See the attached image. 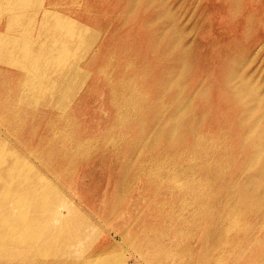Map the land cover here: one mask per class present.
Masks as SVG:
<instances>
[{
  "label": "rangeland",
  "instance_id": "374dc122",
  "mask_svg": "<svg viewBox=\"0 0 264 264\" xmlns=\"http://www.w3.org/2000/svg\"><path fill=\"white\" fill-rule=\"evenodd\" d=\"M0 3V264H264V0Z\"/></svg>",
  "mask_w": 264,
  "mask_h": 264
},
{
  "label": "bare ground",
  "instance_id": "6f19581e",
  "mask_svg": "<svg viewBox=\"0 0 264 264\" xmlns=\"http://www.w3.org/2000/svg\"><path fill=\"white\" fill-rule=\"evenodd\" d=\"M26 2V1H25ZM129 2V1H128ZM145 6V5H144ZM10 7V6H9ZM0 8L2 9L3 8V6L1 5V3H0ZM129 8V7H128ZM133 8H135V7H133ZM3 11V10H2ZM128 11V10H127ZM132 12V11H131ZM2 14V13H1ZM163 14V13H162ZM156 16V15H155ZM162 16H164V15H162ZM127 17V16H126ZM157 17H158V15H157ZM161 17V16H160ZM157 21H159V20H157ZM154 22V21H153ZM66 23V22H65ZM149 23V22H148ZM147 23V24H148ZM151 24V23H150ZM153 24V23H152ZM148 28V27H147ZM97 32V31H96ZM64 33H65V36L63 35L62 36V38L60 39V38H55V39H52L51 40V42L53 43V44H55V41L56 40H63V43H65V42H67V39H65V38H67L68 36H70L69 35V33L67 32V31H64ZM99 33V32H98ZM161 34V33H160ZM154 36V35H153ZM156 36V35H155ZM163 36V35H162ZM90 38H91V36H90ZM152 38V37H151ZM150 38V39H151ZM159 40V39H158ZM155 41V40H154ZM157 41V40H156ZM86 42V41H85ZM8 43H10V45H7L6 46V44L4 45V46H0L1 47V49H0V56L1 55H5V56H7V59L8 60H10L11 62L13 61V58L14 57H16V58H14V59H18V58H21L22 56H21V53H26V52H24V50L21 52V51H19V48H17L18 47V45H13V44H18L19 42L18 41H16V40H14V39H12V37H11V39H9L8 40ZM90 43V42H89ZM159 43V42H158ZM157 44V43H156ZM155 44V45H156ZM63 45V44H62ZM64 46V45H63ZM62 46V47H63ZM93 46V45H92ZM153 45H151V47H152ZM59 49H61L60 47H58ZM89 48V47H88ZM87 48V49H88ZM95 48V47H94ZM148 48V47H147ZM157 48V47H156ZM91 54V53H90ZM152 54V53H151ZM25 57L27 56V55H24ZM182 57V56H181ZM180 57V58H181ZM29 58V57H28ZM62 57H60V56H58V58H57V62L61 59ZM179 58V59H180ZM7 61V60H6ZM9 61V62H10ZM24 61V60H23ZM26 62V61H25ZM86 62V61H85ZM183 62V61H182ZM13 63V62H12ZM181 63V62H180ZM187 63V62H186ZM10 64V63H9ZM32 64V63H31ZM155 64V63H154ZM185 64V63H184ZM8 65V64H7ZM16 65V64H15ZM33 66V65H32ZM183 66V65H182ZM28 67V66H27ZM184 67V66H183ZM33 68V67H32ZM177 68H178V66H177ZM187 68V67H186ZM185 68V69H186ZM29 69V68H28ZM188 69V68H187ZM186 69V70H187ZM106 70V69H105ZM169 70V69H168ZM167 70V71H168ZM86 71V70H85ZM160 71V70H159ZM182 71V70H181ZM79 72V71H78ZM183 72V71H182ZM230 72V71H229ZM28 73V72H27ZM146 73V72H145ZM233 73V72H232ZM30 74V73H29ZM182 74V73H181ZM108 75H110V74H108ZM140 76V75H139ZM169 76V75H168ZM228 76V75H227ZM107 77V76H106ZM230 77V76H229ZM166 78V77H165ZM131 79V78H130ZM174 79V78H173ZM229 79V78H228ZM1 81H3V80H1ZM74 82V81H73ZM3 83V82H2ZM16 83V82H15ZM170 83V82H169ZM6 84V83H5ZM17 85V84H16ZM70 85V84H69ZM164 85H166V84H164ZM174 85V84H173ZM229 85V84H228ZM18 86V85H17ZM61 86V85H60ZM175 86V85H174ZM63 87V86H62ZM61 87V88H62ZM120 87H122V86H120ZM67 88H68V86H67ZM66 88V89H67ZM238 88V87H237ZM8 89V88H7ZM21 89V88H20ZM131 89V88H130ZM205 89V88H204ZM9 90V89H8ZM114 90V89H113ZM119 90H121V89H119ZM123 90V89H122ZM164 90V89H163ZM166 90V89H165ZM245 90H247V88H245ZM132 91V90H131ZM60 92V91H59ZM0 93H1V91H0ZM102 93V92H101ZM123 93V92H122ZM119 94H121L120 92H119ZM133 94V93H132ZM203 94H204V91H203ZM233 94V93H232ZM116 95V94H115ZM141 95V94H140ZM16 96V95H15ZM23 96V95H22ZM25 96V95H24ZM31 96V95H30ZM39 96V95H38ZM114 96V95H113ZM127 96V95H126ZM138 96H139V94H138ZM164 96V95H163ZM233 96V95H232ZM238 96V95H237ZM236 96V97H237ZM129 97V96H128ZM136 97V96H135ZM240 97V96H239ZM249 97V96H248ZM5 98V97H4ZM111 98H113V97H111ZM116 98V97H115ZM120 98V97H119ZM21 99V98H20ZM39 99V98H38ZM239 99V98H238ZM251 99V98H250ZM252 99H254V98H252ZM40 100V99H39ZM120 100V99H119ZM248 100V99H247ZM41 101V100H40ZM45 101V100H44ZM128 101V100H127ZM136 101V100H135ZM161 101V100H160ZM159 101V102H160ZM243 101V100H242ZM28 102V101H27ZM26 102V103H27ZM38 102V101H37ZM66 102V101H65ZM71 102V101H70ZM117 102V101H116ZM134 102V101H133ZM138 102V101H137ZM136 102V103H137ZM239 102H241V101H239ZM244 102V101H243ZM253 102V101H252ZM39 103V102H38ZM153 103H154V101H153ZM205 104H206V102H204ZM237 103H238V101H237ZM247 103V102H246ZM249 103V102H248ZM30 104V103H29ZM52 104V103H51ZM67 104V103H66ZM125 104V103H124ZM130 104V103H129ZM139 104V103H138ZM143 104V103H142ZM155 104V103H154ZM6 105V104H5ZM21 105V104H20ZM35 105V104H34ZM114 105V104H113ZM126 105V104H125ZM141 105V104H140ZM53 106V105H52ZM129 106V105H128ZM147 106H149V105H147ZM156 106H158V103H157V105ZM255 106V105H254ZM137 106H135V108H136ZM257 107V106H256ZM255 107V108H256ZM42 108H43V106H42ZM55 108V107H54ZM63 108V107H62ZM140 108V107H139ZM152 108V107H151ZM150 108V109H151ZM254 108V107H253ZM137 109V108H136ZM18 110V109H17ZM20 110V109H19ZM33 110V109H32ZM180 110V109H179ZM178 110V111H179ZM253 110V109H252ZM12 111V110H11ZM22 111V110H21ZM154 111V110H153ZM243 111V110H242ZM18 112V111H17ZM33 112H35V111H33ZM60 112V111H59ZM158 112H159V110H158ZM185 112V111H184ZM251 112V111H250ZM253 112H254V110H253ZM253 112H251V113H253ZM264 112V111H263ZM26 113V112H25ZM30 113H32V112H30ZM259 113H260V111H259ZM8 114V113H7ZM56 114V113H55ZM67 114H69V113H67ZM66 114V115H67ZM140 114V113H139ZM175 114V113H174ZM254 114H255V112H254ZM22 115V114H21ZM32 115V114H31ZM64 115H65V113H64ZM70 115V114H69ZM251 115H253V114H251ZM250 115V116H251ZM23 116V115H22ZM142 116V115H141ZM154 116V115H153ZM157 116V115H156ZM160 116V115H159ZM248 118L247 119H249V116H247ZM262 117V116H261ZM22 118V117H21ZM142 118V117H141ZM155 118V117H154ZM257 118V117H256ZM50 119V118H49ZM57 119V118H56ZM133 119V118H132ZM184 119V118H183ZM182 119V120H183ZM5 120V119H4ZM130 120H131V118H130ZM13 121V120H12ZM16 121H17V119H16ZM26 121V120H25ZM24 121V122H25ZM56 121V120H55ZM164 121V120H163ZM185 121V120H184ZM248 121H250V119L248 120ZM255 121V120H254ZM4 122V121H3ZM14 122V121H13ZM30 122V121H29ZM53 122V121H52ZM70 122V121H69ZM126 122V121H125ZM124 122V123H125ZM135 122H137V121H135ZM245 122V121H244ZM31 123V122H30ZM58 123V122H57ZM133 123V122H132ZM162 123V122H161ZM189 123V122H188ZM1 124V123H0ZM6 124V123H5ZM9 124V123H8ZM26 124V123H25ZM79 124V123H78ZM135 124H137V123H135ZM184 124V123H183ZM253 124V123H252ZM17 125V124H16ZM32 125V124H31ZM47 125V124H46ZM191 125V124H190ZM34 126H37V125H34ZM153 126V125H152ZM159 126V125H158ZM192 126V125H191ZM252 126V125H251ZM75 127V126H74ZM128 127V126H127ZM167 127V126H166ZM8 128V127H7ZM183 128H185V127H183ZM32 129V128H31ZM53 129V128H52ZM76 129V128H75ZM188 129V128H187ZM247 129V128H246ZM260 129V128H259ZM50 130H51V128H50ZM143 130V129H142ZM194 130H196L197 131V129H194ZM194 130H193V132H194ZM248 130V129H247ZM18 131V130H17ZM35 131V130H34ZM74 131V130H73ZM153 131V130H152ZM250 131V130H249ZM154 132V131H153ZM257 132H260V131H257ZM26 133V132H25ZM182 133V132H181ZM184 133V132H183ZM182 133V134H183ZM246 133V132H245ZM247 133H249L248 131H247ZM28 134V133H27ZM49 134V133H48ZM180 134V133H179ZM194 134H195V132H194ZM255 134V133H254ZM16 135V134H15ZM143 135V134H142ZM196 135V134H195ZM21 136V135H20ZM139 136V135H138ZM184 136H185V134H184ZM15 137V136H14ZM43 137V136H42ZM48 137V136H47ZM142 137V136H141ZM194 137V136H193ZM255 137H256V135H255ZM46 138V137H45ZM74 138V137H73ZM144 138V137H143ZM182 138V137H181ZM185 138V137H184ZM48 139V138H47ZM46 139V140H47ZM51 139V138H50ZM138 139V138H137ZM163 139H164V137H163ZM196 139V138H195ZM194 139V140H195ZM243 140V139H242ZM42 141V140H41ZM54 141V140H53ZM160 141H161V139H160ZM165 141V140H164ZM163 141V142H164ZM256 141V140H255ZM146 142V141H145ZM191 142V141H190ZM242 142V141H241ZM0 143H2V141L0 140ZM4 144H5V142H3ZM181 143H183V142H181ZM260 143V142H259ZM258 143V144H259ZM54 144V143H53ZM164 144V143H163ZM252 144V143H251ZM254 144V143H253ZM65 145V144H64ZM144 145H145V143H144ZM194 145V144H193ZM6 146V145H5ZM55 146V145H54ZM146 146H147V144H146ZM245 146V145H244ZM254 146V145H253ZM186 147V146H185ZM190 147V146H189ZM259 147V146H258ZM257 147V148H258ZM173 148V147H172ZM171 148V149H172ZM182 148V147H181ZM253 148V147H252ZM4 149V148H3ZM175 149V148H174ZM184 149V148H183ZM241 149H242V147H241ZM34 150V149H33ZM37 150V149H36ZM54 150V149H53ZM168 150V149H167ZM177 150V149H176ZM181 150V149H180ZM190 150H191V148H190ZM257 150V149H256ZM50 152V151H49ZM180 152V151H179ZM182 152V151H181ZM186 153V152H185ZM240 153V152H239ZM255 154V153H254ZM14 156V155H13ZM44 157V156H43ZM55 157H57V156H55ZM60 157V156H59ZM13 158V157H12ZM16 158V157H15ZM243 158V157H242ZM252 158H254V157H252ZM44 159V158H43ZM42 159V160H43ZM61 159V158H60ZM158 160V159H157ZM156 160V161H157ZM251 160V159H250ZM249 160V161H250ZM261 161V160H260ZM5 165V164H4ZM23 165V164H22ZM246 165H248V163L246 164ZM259 165V164H258ZM264 165V164H263ZM15 167V166H14ZM248 169V168H247ZM261 169H263V168H261ZM259 170V169H258ZM7 173H9L10 171H12L11 169H9V168H6V170H5ZM5 172V173H6ZM3 173V172H2ZM256 173V172H255ZM10 174V173H9ZM21 174V173H20ZM22 175V174H21ZM249 175V174H248ZM4 175H2V177H3ZM2 177H0V186H3L4 185V183H5V181H6V179L5 178H2ZM253 177V176H252ZM21 178V177H20ZM25 179V178H24ZM251 179V178H250ZM21 180V179H20ZM36 180V179H35ZM33 181H34V179H33ZM39 181V180H38ZM246 181V180H245ZM39 183H41V182H39ZM25 184V183H24ZM245 184V183H244ZM21 187H22V185H20ZM28 186H32L31 184H29ZM238 186V185H237ZM241 186V185H240ZM8 187V186H7ZM6 187V188H7ZM241 188H243V187H241ZM246 190V189H245ZM25 190L23 189L22 190V188H21V190L19 189V192L20 193H23ZM243 192V191H242ZM246 192V191H245ZM248 192V191H247ZM2 190L0 189V201H2L3 202V204L4 205H6V203H7V197H3V195H2ZM247 195V194H246ZM251 195V194H250ZM244 197V196H243ZM245 198V197H244ZM247 201V200H246ZM248 203V202H247ZM251 204V203H250ZM13 206V205H12ZM12 206H8V207H5V208H3V207H0V214L2 215L3 213H1V211H6V212H8V211H10L11 209H12ZM23 215V211L22 210H20L17 214H15V215H13V220H15L16 218H17V216H22ZM1 218V217H0ZM103 254V253H102ZM101 255V254H100ZM98 256H96V258H97ZM99 261L100 262H102L103 263V260L101 259V258H99ZM105 261V260H104ZM98 262V261H97ZM96 262V263H97ZM94 263V262H93ZM92 263V264H93Z\"/></svg>",
  "mask_w": 264,
  "mask_h": 264
}]
</instances>
